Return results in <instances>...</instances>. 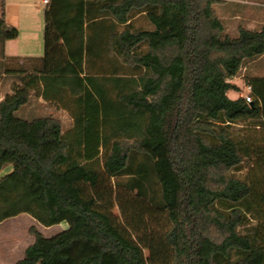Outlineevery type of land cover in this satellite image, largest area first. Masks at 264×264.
I'll return each instance as SVG.
<instances>
[{
  "label": "trees",
  "instance_id": "16d2710c",
  "mask_svg": "<svg viewBox=\"0 0 264 264\" xmlns=\"http://www.w3.org/2000/svg\"><path fill=\"white\" fill-rule=\"evenodd\" d=\"M218 1L45 4L44 54L8 57L22 83L0 101V173L13 165L0 176V221L27 212L69 226L52 236L32 226L15 264H264V235L241 229L254 186L234 173L253 156L264 170V146L232 130L264 124V76H246L252 102L228 95L264 54V25L231 37ZM136 11L154 27L135 28ZM19 34L1 0V39ZM32 91L73 127L19 116Z\"/></svg>",
  "mask_w": 264,
  "mask_h": 264
},
{
  "label": "rangeland",
  "instance_id": "374dc122",
  "mask_svg": "<svg viewBox=\"0 0 264 264\" xmlns=\"http://www.w3.org/2000/svg\"><path fill=\"white\" fill-rule=\"evenodd\" d=\"M247 5L252 6L254 8H257L259 10H264V0H245ZM26 6L23 7V9L27 11L29 19H32V23L36 25V31L41 33V38H43V30H44V9H45V3L42 2V0H26ZM29 8H28V7ZM0 10H1V0H0ZM30 10H33L32 17L29 15ZM132 22L134 23L135 28H153L154 26L152 23L148 20L146 17V14L143 12L136 11L132 17ZM39 28V30L37 29ZM32 30H29V28L25 29L23 26V32L21 37L16 39L7 40L5 43L0 37V68L6 69L8 67H16L17 62L13 60H8L7 53H13V51H16L17 53H23V49H21V44H23L26 41H29V38L31 37ZM35 33V32H34ZM45 47V46H44ZM143 50L146 49V46L143 45ZM45 50V49H44ZM43 53V51H42ZM252 59H247L245 63L243 64L238 77H240L241 80L239 82L241 83L240 87L241 90L244 92H247L246 89V76L253 74L252 71L246 70L245 66H250V61ZM254 67H260L261 65H264V59L259 60L257 63H254ZM0 77L4 79L5 83L4 86L0 89V98L3 97V95L9 94L8 92H13V89L16 85L19 84L20 78L14 73H8L6 72V75H1ZM7 81V82H6ZM244 88V89H242ZM230 97H234V91L230 90L228 92ZM19 116L32 119L37 116H46V115H53L58 118H60L63 121L64 124V131L69 130L74 121L72 120L71 113L64 108H61L56 102H52L49 100H45L42 96L39 95L38 91H32V96L28 104L22 106L18 113ZM254 121H244L240 122V124L234 125L232 127V130L236 133L237 136H248V138L251 140L253 139L256 143L259 144L262 143L264 140V128L263 127H257L254 123ZM261 142V143H260ZM253 161V162H252ZM234 173L238 176L245 177L254 186V192L253 194V201H254V212L252 213V217L250 219V222L247 225H244L241 227L243 232L248 231L251 228V231L254 229L255 226H257L261 232L262 235H264V194H260L262 190L264 189V170L262 169V165L260 162H257L256 159H248L244 163V167L242 171H234ZM115 211L118 213V209L115 208ZM58 223L51 226H41V232L46 236H52L56 233L63 230V226H66V222Z\"/></svg>",
  "mask_w": 264,
  "mask_h": 264
},
{
  "label": "crops",
  "instance_id": "0c3cea01",
  "mask_svg": "<svg viewBox=\"0 0 264 264\" xmlns=\"http://www.w3.org/2000/svg\"><path fill=\"white\" fill-rule=\"evenodd\" d=\"M24 2H26V0H6V18L10 24L19 28L20 34L18 37L20 38L22 35L23 26L25 29L29 28V30H32L29 41H26L23 44H21V49H23L24 52L17 53L16 51H13V53L6 54L8 57L42 56L44 54V48H45L44 30H43V38H41V33L36 31V25L32 23L33 20L29 19L28 17L26 11L27 8L25 10L23 9V7L26 6V3ZM245 3H247L245 0H219L215 4V9L218 15L223 19L224 24L226 26V33L231 37L239 36V28L241 26L250 29H260L264 25V10H259ZM32 12L33 10H30L29 12V15H31V17L33 15ZM37 29L39 30V28ZM261 59H264V54L260 55L257 58L252 59L249 62L250 66L249 67L245 66V69L252 71L253 74L251 75L264 76V65H261L260 67H256V68L254 67L255 65L254 63H257ZM6 72H7L6 69L0 68L1 75H6ZM19 78H20L19 84H21L22 79L21 77ZM239 80L241 79L238 76L231 79L232 82L236 83L240 87L241 83L239 82ZM4 84H6L4 79L0 77V89L2 88V86H4ZM232 90L234 91L235 94L234 97L232 98H238L240 92L242 91L241 87L240 90H234V89ZM10 91L8 93H12ZM4 97L5 95H3V97L0 98V101L3 100ZM245 121H250V120H245ZM255 123L257 127L264 128V124H259L257 122ZM237 124H240V122L235 123L234 125ZM249 142L250 145L254 144V145H259L261 147L264 146V140L262 141V143L260 142L261 144H259L258 142L256 143L253 139L251 140L249 139ZM248 159L253 160L255 159V156ZM12 169H13V165L8 164L1 171L0 176L5 175L6 173L10 172ZM238 171H242V169ZM62 223L64 224V222ZM42 225L43 224L38 222V220L35 217H33L31 214L27 212H22L20 214H17L15 216L0 221V264H15L16 262L24 258L27 247L31 245L36 238L35 235L30 231V228L32 226H35L41 231ZM68 226L69 224L66 222V226H63V229L68 228Z\"/></svg>",
  "mask_w": 264,
  "mask_h": 264
},
{
  "label": "built area",
  "instance_id": "2783aa9c",
  "mask_svg": "<svg viewBox=\"0 0 264 264\" xmlns=\"http://www.w3.org/2000/svg\"><path fill=\"white\" fill-rule=\"evenodd\" d=\"M50 0H42L43 3H48ZM247 92L241 91L239 97H243L247 100V102H252V88L251 85L246 84Z\"/></svg>",
  "mask_w": 264,
  "mask_h": 264
}]
</instances>
